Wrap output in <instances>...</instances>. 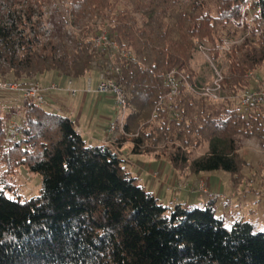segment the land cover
<instances>
[{
  "label": "trees",
  "instance_id": "16d2710c",
  "mask_svg": "<svg viewBox=\"0 0 264 264\" xmlns=\"http://www.w3.org/2000/svg\"><path fill=\"white\" fill-rule=\"evenodd\" d=\"M51 1L0 0V77L30 84L49 73L78 79L95 67L105 71L112 60L94 47L98 27L90 24L111 21L110 37L128 54L114 61L130 108L119 147L132 142L133 155L167 156L174 168L195 175L233 176L243 167L237 137L255 138L264 149V106L242 109L232 102L250 91L247 71L264 63V35L224 56L214 52L219 66L223 58L228 67L224 101L197 100L184 85L168 97L167 84L174 69L192 81L198 47L234 37L229 25L249 1L264 24V0H128L133 8L113 17L110 0H72L71 21L63 15L50 31L43 8ZM170 111L180 119L146 130L153 114ZM21 112L13 141L0 110V160L7 173L25 167L40 175L42 193L26 201L10 197L7 174L0 173V264H264V230L256 233L243 221L228 229L214 199L195 207L163 205L114 148L87 144L69 118L29 99ZM162 144L170 154H159ZM202 144L207 153L193 158L192 149Z\"/></svg>",
  "mask_w": 264,
  "mask_h": 264
},
{
  "label": "rangeland",
  "instance_id": "374dc122",
  "mask_svg": "<svg viewBox=\"0 0 264 264\" xmlns=\"http://www.w3.org/2000/svg\"><path fill=\"white\" fill-rule=\"evenodd\" d=\"M71 1L72 0H52L51 4H48L43 8V13L45 15L43 20L48 30L51 31L55 26H58L63 21V15L67 19L70 18L66 11L71 10ZM110 5L114 10L112 17L126 9L130 10L133 8V5H131L128 0H110ZM210 8L214 7L211 5ZM212 13H216L215 9H213ZM137 18L140 19V16H137ZM69 21L71 20L69 19ZM91 26L98 27V35L90 39L94 45L93 41L100 35V33H111L113 23L111 21L103 23L100 19L95 25L90 24V27ZM229 27H231V29L236 32L234 37L225 38L221 43L218 44L217 47H212L209 44L200 45L206 48L205 53L200 50V46L198 47L197 53L194 55L189 68V75H194V77H192V81L187 79L190 85L213 87L217 79L218 71L222 72L224 78L226 79L225 75L228 70L227 63L223 58H221L222 65L219 66V63H217L213 58L214 52H219L222 56H224L223 54L230 53L233 48L242 45L246 40L253 38V40L258 41L264 35V24L260 19V13L255 6L249 5V3L243 5L240 18L231 22ZM68 29H71L77 34L81 32L75 27H69ZM110 59L112 60L111 65H114V61H116L117 57L114 56ZM93 71L98 72L99 74L101 72L96 67ZM247 73L249 74L251 81L250 91H253V89L255 90L256 87H264V63L255 71L248 70ZM180 74L186 76L184 72H180ZM97 77L98 76L94 77L95 83H97ZM12 79V76H8L6 78L0 77V85L13 83ZM95 83L93 84L95 85ZM55 85L58 86L59 84ZM223 85L224 82L222 83V86ZM186 91L188 94H190V96H193L197 100L201 98L189 92L188 89ZM247 91L248 90H243L235 96L232 101L235 107H240L242 109L244 108L241 106V98ZM222 98H228L223 89ZM23 100L24 98L17 94H10L0 91V110L2 115L5 116L6 120H8L11 125L14 122H18L20 124L22 120V112L19 107L22 106ZM166 103V101L162 102V106H164ZM46 105L44 106L45 109L49 110ZM170 112V115H160L158 113L153 114L150 122L147 124L148 127L146 130L150 131L155 127H161L163 122H169V120L172 118L180 119L177 112ZM144 127V125H141L139 130L143 129ZM237 140L239 155L243 162L241 172L237 176H233L226 172H214L202 173L200 174V177H197L198 175L192 174V172L186 167L178 169L174 168L167 156L159 157L157 154L140 155L142 157H139V159L142 161L151 159L153 165L150 164L147 167V174H151L153 180L150 182L154 184L161 183V181L166 180V186L168 185V188L171 190V192L167 193V197H165V200H163L164 202H161L163 205H170L169 203L171 202H168L169 200L167 199H171L175 194H177L176 196H180L182 199V194H184L185 191V193L189 191L198 195L201 194L199 196L202 198L201 201L204 202L202 204H206L212 199L217 202V216L224 217L225 224L228 229H231L234 223L243 221L254 225L255 232L258 233L264 230V149L255 138L246 139L239 136L237 137ZM117 145L118 140L111 147L115 148ZM166 146L167 144H162L160 147H158L159 154H170L172 150L164 153ZM169 146H171V144ZM124 151L126 153L124 156L127 158L129 156L132 157V146L125 147ZM192 151L194 153L193 158L199 157L207 153L208 145L202 144L200 147L192 149ZM163 166H168V170H170V172H167L165 176L162 174ZM2 172H6L7 174L8 185L11 189V192L8 193L10 197H17L26 201L41 195L42 178L40 175L31 173L25 167H19L7 173L6 168H3L2 161L0 160V173ZM147 174L145 177H148ZM172 175H174L175 179H173L174 177H172ZM185 176H188V178L190 176L191 181L184 179ZM177 177H180V179L177 180ZM173 204H179L177 197H175Z\"/></svg>",
  "mask_w": 264,
  "mask_h": 264
},
{
  "label": "crops",
  "instance_id": "0c3cea01",
  "mask_svg": "<svg viewBox=\"0 0 264 264\" xmlns=\"http://www.w3.org/2000/svg\"><path fill=\"white\" fill-rule=\"evenodd\" d=\"M92 73L93 74H89L86 77L78 79H71L58 73H49L39 79L32 80L31 83L38 81L44 88H48L53 84H59L58 86L64 90L58 92H48L46 94V107L49 108V110H46L45 107L44 109L48 112L69 118L74 122L77 131L82 135L87 144L100 146L105 145V142L108 139L109 126L117 120L118 110L112 95H97L94 93L88 94L86 92L89 84L97 86L99 83L100 74L94 71ZM95 76H98L97 83H95L94 80ZM70 80L73 81L72 87L79 90L78 94L75 96L66 91ZM93 83H95V85ZM21 107L22 106H20L19 109H21ZM121 138L122 136H118L117 140ZM129 146H132V142L123 143L121 147L117 145L114 149L125 161V167L138 180L139 185L143 186L147 191L153 193L160 200V202H162L165 200V197H167V193L171 192L168 185L166 186V180L161 181V183L154 184L150 182L153 180L151 174H147V167L150 164L153 165L151 159L142 161L139 159V157L142 156L133 155L132 157L129 156L127 158L124 156V154H126L124 149ZM167 172H170V170H168V166H163V176H165ZM146 174L148 177H145ZM172 177H174V175H172ZM197 177H200V175ZM173 179H175V177ZM179 179L180 177H177V180ZM184 179L191 181L190 176L189 178L188 176H185ZM185 192L182 194V199L180 196H176L177 194H172L173 197L171 199H167L169 200L168 202H171L169 204L172 205L175 197H177L179 204H184L188 207L205 205L202 204L204 202L201 201L202 198L199 196L201 194L198 195L189 191H187V193Z\"/></svg>",
  "mask_w": 264,
  "mask_h": 264
},
{
  "label": "built area",
  "instance_id": "2783aa9c",
  "mask_svg": "<svg viewBox=\"0 0 264 264\" xmlns=\"http://www.w3.org/2000/svg\"><path fill=\"white\" fill-rule=\"evenodd\" d=\"M249 5L253 6V1L248 2ZM260 13V11H259ZM94 46L101 51L108 52L111 57L116 56L119 59L128 58V54L122 52L118 43L115 42L108 32H102L93 41ZM200 50L205 53L206 48L200 46ZM121 74L120 68L115 64L110 65L105 71L100 72L99 83L96 87L91 84L86 89V92L94 93L97 95H112L115 100V104L118 110L117 120L109 126L108 139L105 142V146L111 147L116 143L118 136H127L125 133V126L128 122L130 108L127 96L123 88L118 84L117 77ZM224 75L222 72H217V79L213 87H204L198 85H190L186 76L180 74L178 70H172L167 77V84L170 88V97H176L179 94V89L181 85H184L189 92L195 94L201 98L211 100L213 102H220L225 98H222V83L224 82ZM73 81L70 80L68 83L67 92L75 96L78 94L79 90L72 87ZM64 89L53 84L48 88H44L40 82L35 81L30 84H20V83H9L5 85H0V91H4L10 94H17L22 96L24 99L32 100L38 108H43L47 104L46 94L50 91L58 92ZM252 105L264 106V87L260 89H255L253 91H247L243 94L241 98V106L244 108H249ZM20 124L14 122L12 124V140H16L19 135Z\"/></svg>",
  "mask_w": 264,
  "mask_h": 264
}]
</instances>
